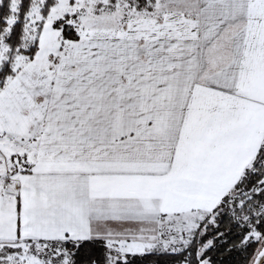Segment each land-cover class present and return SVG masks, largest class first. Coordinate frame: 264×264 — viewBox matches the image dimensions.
I'll list each match as a JSON object with an SVG mask.
<instances>
[{
	"label": "snow or ice",
	"instance_id": "obj_1",
	"mask_svg": "<svg viewBox=\"0 0 264 264\" xmlns=\"http://www.w3.org/2000/svg\"><path fill=\"white\" fill-rule=\"evenodd\" d=\"M0 264H264V0H0Z\"/></svg>",
	"mask_w": 264,
	"mask_h": 264
}]
</instances>
